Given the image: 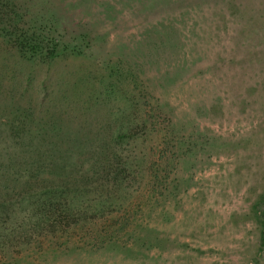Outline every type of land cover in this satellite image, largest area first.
I'll use <instances>...</instances> for the list:
<instances>
[{
    "label": "rangeland",
    "instance_id": "1",
    "mask_svg": "<svg viewBox=\"0 0 264 264\" xmlns=\"http://www.w3.org/2000/svg\"><path fill=\"white\" fill-rule=\"evenodd\" d=\"M46 1L68 31L107 34L109 53L125 48L131 72L149 84L144 113L158 106L185 147L172 149V182L156 187L162 197L144 207L150 218L135 216L159 248L129 240L118 250L67 253L65 236L46 235L0 253V264H264V0ZM77 67L93 66L65 61L48 79L43 66L30 74L0 42V118L42 104V86L66 82ZM149 190L143 183L144 199Z\"/></svg>",
    "mask_w": 264,
    "mask_h": 264
},
{
    "label": "trees",
    "instance_id": "2",
    "mask_svg": "<svg viewBox=\"0 0 264 264\" xmlns=\"http://www.w3.org/2000/svg\"><path fill=\"white\" fill-rule=\"evenodd\" d=\"M21 2L0 4V42L30 74L43 66L48 79L65 61L93 67L44 84L42 104L0 118V253L46 235L65 236L67 253L118 250L129 240L159 248L154 229L135 216L150 218L144 207L162 197L156 187L171 181L172 149L185 143L158 106L144 113L149 84L131 72L122 45L109 53L102 47L107 34L68 31L46 0Z\"/></svg>",
    "mask_w": 264,
    "mask_h": 264
}]
</instances>
